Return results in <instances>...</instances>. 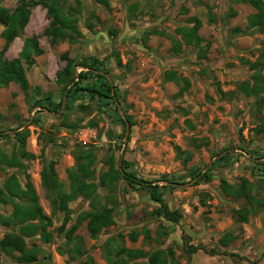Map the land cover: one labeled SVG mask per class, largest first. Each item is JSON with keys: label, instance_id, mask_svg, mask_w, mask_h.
Returning a JSON list of instances; mask_svg holds the SVG:
<instances>
[{"label": "rangeland", "instance_id": "374dc122", "mask_svg": "<svg viewBox=\"0 0 264 264\" xmlns=\"http://www.w3.org/2000/svg\"><path fill=\"white\" fill-rule=\"evenodd\" d=\"M21 1L3 0V6L13 11ZM247 1L64 0L80 34L58 45L46 35L51 23L47 9L33 10L24 33L5 54L9 60L19 58L30 37L38 38L44 50L31 68L24 63L28 96L15 82L0 87V199L13 177L23 187L28 179L33 184L52 219L50 243L40 237L27 240L40 261L50 256V264H150L149 256L162 252L169 264L171 259L179 264H264V27H250L257 10ZM194 18L202 24L198 34L204 52L184 38ZM3 29L0 24V52L6 45ZM63 55L77 62H105V75L120 97L119 115L134 122L127 141L125 125L115 113L117 100L105 106L80 94L65 122L67 96L80 73L88 71L83 68H76L60 113L35 105L48 97L61 101ZM92 82L86 79L81 85ZM21 125L31 132L26 150L35 159L21 158L15 138ZM77 149L92 152L98 188L93 198L69 204L65 224L42 174L55 162L69 192ZM122 156L139 179L161 188L170 209L182 214L178 223L156 213L159 204L149 189H132L122 179L100 184L111 167H121ZM206 172L211 180L199 183L194 175ZM223 181L244 194L230 195ZM104 206L113 211L114 224L92 238L86 219L68 240L67 232L80 219ZM242 209L254 211L243 223L237 214ZM12 212L0 200V241L19 231L4 224ZM228 234L234 239L226 247L222 240ZM190 246L219 254H192ZM17 258L0 250V264H24Z\"/></svg>", "mask_w": 264, "mask_h": 264}, {"label": "trees", "instance_id": "16d2710c", "mask_svg": "<svg viewBox=\"0 0 264 264\" xmlns=\"http://www.w3.org/2000/svg\"><path fill=\"white\" fill-rule=\"evenodd\" d=\"M64 0H23L12 11L3 6V0H0V24L4 26L1 33V37L6 41L5 48L0 52V87H8L11 83L15 82L20 85L23 92L28 96L30 91L29 80L27 77V68H31L35 63V58L44 54L43 48L40 46L39 40L36 37L27 38L24 42L22 51L19 58L9 60L5 58V54L10 45L24 33L25 29L29 25L32 12L35 8L42 6L48 11V16L51 19L49 28L46 30V35L51 38L53 45H58L67 40H73L74 36L80 34L77 19L71 14H67L64 8ZM246 2V0H245ZM256 10L257 14L250 17L251 28H263L264 27V0H249ZM194 26L184 32V38L187 44H195L201 52H204V40L199 36V30L202 26L201 21L197 18L192 19ZM206 46H209L207 44ZM66 62V66L58 74V82L63 85V97L59 103H56L51 98H45L37 101L35 105L41 106L43 109L49 110L54 113H60L62 111L64 95L74 81L76 75V68H83L88 71H82L80 73L79 81L70 89L68 93L67 104L63 116L65 122L67 116L72 112L73 106L71 105L77 100L80 94H87L91 99H97L105 106L110 105V101L114 104V101H119L120 97L117 90L114 91L113 85L105 74H109L106 64L100 60H83L75 61L67 57L62 56ZM27 64V68L25 67ZM92 78V83H88L82 86V81ZM180 82L176 77H171ZM118 96V99L115 98ZM115 113L118 118L125 125L126 122L119 115V110L115 107ZM130 126L134 125L131 117L127 118ZM21 125V131L15 134V138L20 145V155L22 159H35V156L26 150L27 140L31 135L28 128L23 129ZM75 129L79 126H75ZM131 128V127H130ZM264 132V125L261 127ZM3 137V136H1ZM8 137V136H4ZM76 165L73 169L69 170L70 191L65 192L64 186L59 180V176L55 169V162H51L47 169L42 174L43 185L52 192L54 196L55 208L63 212L66 217V222L70 218L69 204L76 201L78 198L83 197L91 199L97 192L98 185L94 182L95 172L92 167L95 163V158L92 152L82 151L77 149L74 153ZM191 156L186 157V161L190 160ZM131 164L126 160H123L121 167H111V171L101 178L100 184L103 187L107 185H113L118 179L124 180L132 189H149L152 199L159 204V208L156 213L163 217L165 220L178 223L182 219V214L179 211H173L166 204L163 196V192L158 185H153L152 182L139 179L135 171H130ZM121 168V169H120ZM195 178L199 177L198 182L210 181L211 175L209 172L204 174H195ZM225 190L233 196H241L244 194V189L234 191L230 189L226 181H223ZM4 197L0 200L7 205H11L13 212L10 217L5 219L4 224L6 226H13L18 228V232L6 234L0 241V250L10 256L13 254L18 255V261L24 264H50L51 258L47 257V260L42 262L39 260V251L35 248H29L27 240L40 237L45 243H50L52 240L51 233L48 231V227L52 225V219L44 213L42 206L39 203L38 195L34 189L33 184L29 181L23 187L16 177L11 178L6 184ZM252 209H242L237 212L240 222H246L248 215L253 213ZM89 219L88 231L92 238H97L104 230L114 224L113 211L106 206L102 207L98 211L91 212L85 215L79 220L78 224L74 225L68 232V240L78 230L79 225L84 220ZM65 227H62V231ZM135 239V237H133ZM234 237L231 234L225 236L222 240L224 246H228ZM199 250H204L210 254H219L216 250L207 251L204 247L190 246L189 253L195 254ZM130 254H135L130 252ZM145 257L144 253H140L139 257ZM164 253L157 252L149 256L150 264H169L167 258H163ZM125 264V263H123ZM170 264H179L175 259L170 260Z\"/></svg>", "mask_w": 264, "mask_h": 264}, {"label": "water", "instance_id": "95a60500", "mask_svg": "<svg viewBox=\"0 0 264 264\" xmlns=\"http://www.w3.org/2000/svg\"><path fill=\"white\" fill-rule=\"evenodd\" d=\"M115 98L117 99V97L115 96ZM117 104H118V107L120 106L119 102L117 101ZM119 111L120 113H122V109L119 107ZM125 122H126V125H127V129H126V141L128 140L129 138V134H130V124L129 122L127 121L126 118H124ZM123 161V156H122V160L121 162Z\"/></svg>", "mask_w": 264, "mask_h": 264}, {"label": "crops", "instance_id": "0c3cea01", "mask_svg": "<svg viewBox=\"0 0 264 264\" xmlns=\"http://www.w3.org/2000/svg\"><path fill=\"white\" fill-rule=\"evenodd\" d=\"M21 184V183H20ZM22 185V184H21ZM23 186V185H22Z\"/></svg>", "mask_w": 264, "mask_h": 264}]
</instances>
